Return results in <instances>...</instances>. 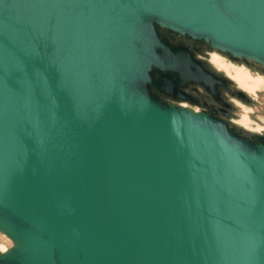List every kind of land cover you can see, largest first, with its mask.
I'll use <instances>...</instances> for the list:
<instances>
[{"label":"water","instance_id":"95a60500","mask_svg":"<svg viewBox=\"0 0 264 264\" xmlns=\"http://www.w3.org/2000/svg\"><path fill=\"white\" fill-rule=\"evenodd\" d=\"M155 25L264 68V0H0V264H264V139L148 92L211 80Z\"/></svg>","mask_w":264,"mask_h":264},{"label":"flooded vegetation","instance_id":"af4514ba","mask_svg":"<svg viewBox=\"0 0 264 264\" xmlns=\"http://www.w3.org/2000/svg\"><path fill=\"white\" fill-rule=\"evenodd\" d=\"M159 38L165 42L170 48H182L190 58L198 64L201 70L208 73L211 80L207 85H203L200 81L182 80L177 77L174 72H163L159 76V70L152 69L150 71L151 83H147L148 92L154 96L162 105H174L193 112H202L212 119L220 120L225 123L227 129L239 138L247 140L250 144L261 143L264 139V131L261 133L255 131V125L246 128L240 124L238 117L234 114V100L240 101L249 107H254L253 96L260 94V90H256L254 95H250L239 88L236 82L226 74L225 69L211 63L210 56L212 50L200 40L191 38L185 34H177L169 30L157 31ZM231 64L243 65L248 73L259 75L264 80V68L256 65L250 66L247 63L229 60ZM225 72V73H224ZM242 92L245 99L242 100L238 93ZM235 118V119H234ZM259 125L264 127V116L256 115L252 117ZM234 119V120H233ZM256 132V133H255Z\"/></svg>","mask_w":264,"mask_h":264},{"label":"rangeland","instance_id":"374dc122","mask_svg":"<svg viewBox=\"0 0 264 264\" xmlns=\"http://www.w3.org/2000/svg\"><path fill=\"white\" fill-rule=\"evenodd\" d=\"M154 28H155V31L156 30L160 31V30L165 29V28H160L156 25L154 26ZM165 30H168V29H165ZM177 34H179V33H177ZM202 42L206 45V47L208 49L213 51V52H211L212 54H215L214 56L212 54L210 56L211 63L212 64L217 63L220 67L223 66V68L226 71V74L229 75L232 79H233V76L239 72H242V73L247 75L246 85H248V86L252 85V89L248 90L246 87H241L239 84L236 83V85L239 88L246 91L249 94V96L254 95L256 93V90H260V94H256V96L252 97L254 107H249L248 105H245L244 103H242L240 101L234 100V102H235L234 114L236 115L235 118H237V116H239L237 120L240 121L239 123L242 124L243 127L245 126L246 128H248L249 125H250V127H252V123H254V124H256L255 125V131H257L258 133H261L260 129H262L264 131V127L259 125L252 118L253 116H256V115L264 116V80L259 75H253L250 72L248 73L247 69L243 65H234V63L231 64V61H229V60H235L238 62L247 63L253 67H255L258 64L254 63L250 60H243L241 58L229 57L225 53H222V52H219L217 50L209 48L208 45L204 41H202ZM214 65L216 66V68H218V66L216 64H214ZM0 237H3V239H0V245L7 247L8 242H10L9 239H7L2 233H0Z\"/></svg>","mask_w":264,"mask_h":264},{"label":"bare ground","instance_id":"6f19581e","mask_svg":"<svg viewBox=\"0 0 264 264\" xmlns=\"http://www.w3.org/2000/svg\"><path fill=\"white\" fill-rule=\"evenodd\" d=\"M233 79L241 87H246L248 90L252 89V85L251 86L246 85V79H247V75L246 74H244L242 72L236 73L233 76Z\"/></svg>","mask_w":264,"mask_h":264},{"label":"clouds","instance_id":"9594fccd","mask_svg":"<svg viewBox=\"0 0 264 264\" xmlns=\"http://www.w3.org/2000/svg\"><path fill=\"white\" fill-rule=\"evenodd\" d=\"M212 55L214 56L215 54H212ZM0 239H3V237H0ZM8 247H11V243L10 242H8V246L7 247L2 245V248H0V254L5 253L8 250Z\"/></svg>","mask_w":264,"mask_h":264},{"label":"snow or ice","instance_id":"6c2138e0","mask_svg":"<svg viewBox=\"0 0 264 264\" xmlns=\"http://www.w3.org/2000/svg\"><path fill=\"white\" fill-rule=\"evenodd\" d=\"M0 248H2V245H0Z\"/></svg>","mask_w":264,"mask_h":264}]
</instances>
